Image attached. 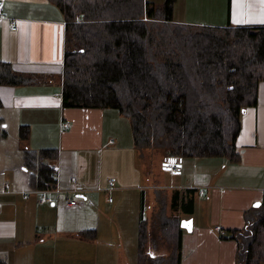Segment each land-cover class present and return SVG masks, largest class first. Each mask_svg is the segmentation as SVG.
<instances>
[{
    "label": "trees",
    "instance_id": "16d2710c",
    "mask_svg": "<svg viewBox=\"0 0 264 264\" xmlns=\"http://www.w3.org/2000/svg\"><path fill=\"white\" fill-rule=\"evenodd\" d=\"M176 1L157 5L148 0H49L66 22L63 107L116 110L129 119L139 153L162 150L165 167L188 158L237 162L241 116L257 105L264 81V26L175 22ZM34 80L0 60V86ZM3 106L0 95V109ZM0 121V138H6ZM29 134L28 126H20V137L26 140ZM58 159L55 149H24L22 162L32 189L57 187L51 165ZM156 199V223L169 243V254L147 251L141 227V264L147 259L181 264L182 218L168 215L164 189L156 190ZM174 199L177 203L178 192ZM180 202L186 213H193V198ZM140 221L143 226V212ZM228 233L238 245L236 264L264 263V204L248 212L242 229ZM93 234L88 235L95 238Z\"/></svg>",
    "mask_w": 264,
    "mask_h": 264
},
{
    "label": "crops",
    "instance_id": "0c3cea01",
    "mask_svg": "<svg viewBox=\"0 0 264 264\" xmlns=\"http://www.w3.org/2000/svg\"><path fill=\"white\" fill-rule=\"evenodd\" d=\"M3 1L4 15L0 19V60L10 62L18 73L35 77L45 74L51 76V79L43 86H38L41 83H36L37 86L34 83L0 86V95L4 99L0 115L6 122L13 114L19 127H29L27 149L58 151L59 159L52 163L51 167H59L57 188L60 193L53 194L51 202H41L40 194L30 186L29 174L23 167L24 149L8 146V137L3 138V141L0 138V260L7 264L14 260L35 264L34 257L25 253V241L30 242L39 234L47 236L54 232L60 235V241H64L63 236L96 240L101 227L107 223L104 208L101 207L102 195L97 193L104 191L108 194V202L105 196L103 201L110 205L109 216L115 217L119 204L112 192H116L119 197L131 186L141 190V197L143 196L145 202L147 191L153 196L157 189L170 190L173 197L176 190H181L182 201L193 198L192 214L185 212L180 201L176 211L171 207V213L175 216L193 219L192 230L184 229L183 232L181 264H236L237 242L226 236L231 230L242 229L246 224L248 212L264 204V81L259 85L257 105L246 108L242 113L241 131L236 140L240 154L237 162L218 158L214 166L207 165L202 169L200 163L210 158H193L192 161L196 162L190 169L191 179L182 180L176 185L159 181L146 186H142L138 181L141 179L137 177L146 176L144 164L136 163L138 174L133 177L136 181L129 184L132 179H124L117 173L111 177L116 180L115 187L111 190L108 181L110 178L105 179L103 176L105 151H110L108 148L115 145L117 154L123 152V157L127 154L132 161L137 162L138 158L148 152H136L131 134L124 138L122 132H119L118 129L121 128L118 123L125 120L116 110L63 107L62 75L66 22L59 8L49 0ZM185 2H193L195 6L208 9L214 18L211 21L213 26H264V0ZM174 20L179 23H198L187 19L180 21L175 15ZM65 121L70 123L67 130L63 127ZM78 150H84L92 156V166L85 170V175L76 171L71 160L65 163L66 167L62 166V161L68 159L64 152ZM3 151H14V155L7 157ZM99 154L102 159L101 168L96 172L93 160ZM160 161L165 167L164 155ZM185 163V159L179 163L178 171L174 175L184 174ZM164 169L169 170V167ZM139 171H142L141 175ZM72 176H77L78 184L85 192L72 193L70 196L76 199L78 204L67 206L63 201L68 196L66 191L73 187ZM25 193L28 194L27 197L24 196ZM109 197L113 198L112 202ZM45 205H48V208H44ZM144 206L143 204L141 207L142 211ZM59 207L74 217L61 221L65 226L62 230H58L54 223L53 226L49 224V214ZM44 212L48 213L46 221ZM94 212L96 220L89 224L88 218H91ZM144 216L145 213L143 218ZM20 232L23 235H19ZM93 233L95 238L89 237L94 236ZM15 238H21L19 247L12 242ZM44 243L45 241L42 242ZM117 259L116 263L122 264L119 261L120 255ZM43 261L47 262L46 259ZM51 262L59 264L58 260Z\"/></svg>",
    "mask_w": 264,
    "mask_h": 264
},
{
    "label": "rangeland",
    "instance_id": "374dc122",
    "mask_svg": "<svg viewBox=\"0 0 264 264\" xmlns=\"http://www.w3.org/2000/svg\"><path fill=\"white\" fill-rule=\"evenodd\" d=\"M166 1L167 0H148V2L155 3L157 5H163L166 3ZM194 4L195 3L193 2H185V0H177L174 8L175 18L180 21H184L185 19L195 21L198 22L197 25L213 26L211 25V21H213L214 18L211 16L209 10L200 6H195ZM49 79H51V76H45V74H42L40 77H35L34 85L36 83H41L38 86H43ZM0 119L3 120L2 125H7L5 130H7L8 146L13 147L14 149H25L28 145L26 140L20 137V127L18 125V121L15 123L14 115L12 114L10 118L6 120V122L4 121V117L1 115ZM123 120L125 121L118 123V126L121 128L118 130L119 132H122L124 138H128V136L131 134V138L133 140L130 121L127 119V117H123ZM1 139L3 141V137ZM115 147V145H112V147L108 148L110 151H105L104 154L103 176L105 179H109L118 173L124 179H132L129 184L131 182H135L136 180H134L133 177L134 175L138 174V170L135 169L136 163H139V165L142 163L144 164L146 176L143 177L141 175L142 171H139L141 176H137L138 179H141L138 181L142 183V186L159 183V181L176 185L181 183L182 180H189L192 177L190 169L192 166L194 167V162H196L192 161L193 158L185 159L187 160V163H185L186 166L183 175H174L178 169L174 168V163L171 161L169 164H167L169 165L168 167H170V171L168 169H164V164H162V161H160V158L164 155V152L160 149H147L146 151H143L148 153H145V156L138 158L137 162L136 160L132 161L130 156L126 154L127 152L124 153L126 154L124 157L123 152L117 154ZM136 152H139V150L136 149ZM13 153L14 151H3V154L6 156H12L14 155ZM64 156L68 159L62 161V166L66 167L65 163H68L71 160L79 174L85 175V170L90 169L92 166V156L84 150L64 152ZM206 160V162L200 163V165H202V167L199 166L200 168L203 169L207 165L214 166L216 160L219 159L210 158ZM101 161L102 159L100 154L97 155L93 160L96 172H99V169L101 168ZM79 191L85 192L82 187ZM164 191H166L168 197V215L175 216V214L171 213V207L174 209V211H176V207L179 205V201H181V190H176L175 192V194L177 192L179 193V199L177 203L176 201H173L175 195L174 197L172 194L170 195V193H172L170 190L167 191V189H164ZM147 193L148 197L145 202L143 201V196L141 197V190L138 188H133L130 186V188H127L125 193L121 194L119 197L116 192H114V194L112 192L113 197L116 198V201L118 199L119 204V211L116 212L115 217L109 216L111 214L110 205H108L109 203H105L103 201V196H105L107 200L108 194L104 191L97 193L98 195H102L101 207L104 208L107 223L101 227L96 240H79L77 237L74 238L72 236H63L64 241H60V235L57 233L50 232L47 236H44V234L40 236L39 234V236L36 238L31 239L30 242L25 241V253H29L32 257H34L35 264H52L51 261L56 260L59 261V264H117L116 262L118 261V255H120L119 261L122 264H128L130 262L132 264H141V255L138 251V241L140 229L142 227L148 238L146 242V250L149 252H151L150 250H153L157 256H160L161 254L168 255L169 243L164 239L163 235L161 237L162 231L160 230L159 225L156 223V191L153 193V196L150 195V192L147 191ZM170 199L173 202L172 205ZM143 204L145 206L142 211L141 207ZM44 208H48V205H45ZM141 212H143V215L145 213L143 218V226L140 221ZM44 216V220L46 221L48 213L44 212ZM49 217L50 226H53L54 223V226H56L58 230L65 228V226L61 224L62 220L74 218L67 211H62L60 207L57 210H54V212L52 211V213L49 214ZM80 219L84 220V218ZM74 220L76 221V218ZM95 220L96 212L92 214L91 218H88L89 224H92L95 222ZM104 229L107 231H104ZM19 235H23L22 232H20ZM43 240L45 241L44 244H42V242H44ZM12 242L18 247L21 245L20 243H22L21 238H15L12 240ZM0 243L2 244V242ZM153 252H151L152 255H154ZM18 256H20V254ZM45 259L47 262L43 261ZM10 264H28V262H16L14 260L11 261ZM145 264H153L152 259H147Z\"/></svg>",
    "mask_w": 264,
    "mask_h": 264
},
{
    "label": "built area",
    "instance_id": "2783aa9c",
    "mask_svg": "<svg viewBox=\"0 0 264 264\" xmlns=\"http://www.w3.org/2000/svg\"><path fill=\"white\" fill-rule=\"evenodd\" d=\"M3 11H4V3H3L2 0H0V19L4 15ZM14 29H16V27H14ZM63 127L66 130L69 129L70 128V123L67 122V121L63 122ZM52 168H53V171L55 173V178L58 181V179H59V175H58L59 167L57 165H55V166L53 165ZM174 168L178 169L177 165L174 164ZM174 168H172V169H174ZM71 180H72V184L74 185V187H72L70 190L66 191L68 196L63 201L64 204H66L67 206H74V205L78 204V201L76 199H73L70 196L72 193H75V192L76 193H80V192H82V191H79L80 187H79V184H78L77 177L76 176H72ZM108 181H109V189L113 190V188L115 187V183H116L115 178H110ZM37 192L41 196V198H40L41 202H45V203L46 202H51L53 200V197H52L53 194L60 193V191H59V189L57 187L55 189H53V190H46V191L39 190ZM24 196L27 197L28 194L25 193ZM109 201L112 202L113 198L109 197ZM218 230H219V228H218Z\"/></svg>",
    "mask_w": 264,
    "mask_h": 264
},
{
    "label": "water",
    "instance_id": "95a60500",
    "mask_svg": "<svg viewBox=\"0 0 264 264\" xmlns=\"http://www.w3.org/2000/svg\"><path fill=\"white\" fill-rule=\"evenodd\" d=\"M256 206H259L260 204H255ZM181 227L183 229H186L188 231H191L193 228V219H182L181 220Z\"/></svg>",
    "mask_w": 264,
    "mask_h": 264
}]
</instances>
